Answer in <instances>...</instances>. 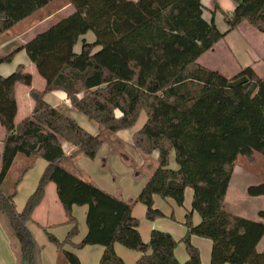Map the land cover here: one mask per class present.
Returning a JSON list of instances; mask_svg holds the SVG:
<instances>
[{
    "label": "trees",
    "instance_id": "16d2710c",
    "mask_svg": "<svg viewBox=\"0 0 264 264\" xmlns=\"http://www.w3.org/2000/svg\"><path fill=\"white\" fill-rule=\"evenodd\" d=\"M53 1L0 0V37ZM68 1L73 14L0 59V64L10 63L25 51L46 83L44 92L30 93L35 102L32 115L16 124V86L31 87L33 77L22 65L10 76L0 75V124L6 131L0 214L7 220L19 264H40L42 249L28 223L50 183L56 185L71 229L62 241L45 233L69 264L82 263L65 249L67 245L102 246L99 264H125L116 244L139 251L136 264H182L175 256L178 241L170 233L153 230L150 241H143L133 209L142 203L147 219L164 218L154 197L183 207L188 188L193 201L184 223L182 242L188 260L183 264H202L193 236L212 242L210 264H264V250L258 251L264 238V210L254 221L224 209L238 158L264 157V78L251 67L227 78L197 63L243 22L264 35V0H233L236 8L225 14V33L216 25L215 14L210 22L205 20L202 0ZM89 32L94 42L84 39ZM79 43L82 49L77 53ZM51 92H63L70 109L48 103L44 95ZM70 111L111 134L134 128L146 113L147 121L133 140L145 156L158 152V167L133 201H122L63 167L76 156L95 159L104 142L100 134L79 125ZM63 142L74 147L71 155ZM172 152L177 170L170 168ZM19 155L47 162L22 212L15 207L16 193L3 190ZM247 195L264 196V182L248 187ZM85 206L88 233L74 244L79 224L73 209ZM194 213L201 219L198 225Z\"/></svg>",
    "mask_w": 264,
    "mask_h": 264
},
{
    "label": "rangeland",
    "instance_id": "374dc122",
    "mask_svg": "<svg viewBox=\"0 0 264 264\" xmlns=\"http://www.w3.org/2000/svg\"><path fill=\"white\" fill-rule=\"evenodd\" d=\"M221 3L225 11L230 9L229 5L234 4L232 0H221ZM74 12L75 9L69 3L68 0H55L51 2L47 7L42 9V11L40 10V12L38 11L37 13H35L33 15L35 17L31 16L22 23H19L18 25L13 27V29L7 31L5 34L14 35L15 32H17L16 33L17 37L21 38L18 39V41L20 42L25 41L26 39H29L30 36L31 37L33 36V34L35 33L34 31L36 32L39 31V33H42L43 31L49 29L51 26L60 22L62 19L70 16ZM205 16L208 20L210 19V15L208 13ZM41 21L43 23H41ZM28 22L31 23L29 25H26ZM24 25H26L25 27H27L25 33L28 32V35H25V33L23 32V34H21L20 36L18 35V31ZM36 25L38 27L32 29ZM217 25L220 31L224 32L227 30V25L224 22V16L222 15V13H218L217 15ZM243 35L244 34L242 32L234 33L233 35L230 36L228 41L230 40V42H232L233 44H235V46L239 48L245 47L247 40L243 37ZM85 38H91L92 42L95 40L92 32H89L85 36ZM248 39L253 44H258L256 40L257 38L255 36H250ZM18 41L6 47L1 43L0 57L9 55L15 49H17L19 47ZM81 46L82 44H78L77 47L75 48L77 53L81 51ZM223 48H224L223 45H218L216 48L217 51L215 53L209 52L204 58V62H213V63L219 62L223 56V53H225ZM21 53L22 55H19L16 58V60L11 64L14 70L19 64H25L26 62H30L26 53L24 51H22ZM4 68H9V67L6 65L4 66ZM14 70L12 72H14ZM12 72L9 73L8 76L12 74ZM34 73L36 74L37 77V83L41 82L42 84H45L44 79L37 73L36 69H34ZM17 86H18V94L21 96V90L26 89V86L23 85H17ZM22 100L23 99L21 97V103L23 102ZM30 115L31 114H29V112L24 110L23 106H20L19 112L15 120L16 124L20 123L23 119L30 117ZM73 117L76 119L77 123H79V125H81L83 128H85L86 130H88L93 134H100L102 136V139L104 140L103 146L98 154L96 161H93L92 164H90V167L87 168L88 169L87 173L90 175V177H92V180L95 182V184L97 186L102 185L110 193L119 191L120 193H122L124 198L128 197L129 195L130 196L138 195L142 191V189L144 188V186L146 185L147 181L152 176L154 171L157 169L158 160L155 159V156L152 155L145 156L138 149V147H136L133 138L130 141H125V143H123L122 139L128 140V137L131 136L128 134H130L131 132L136 133L144 126V124L147 121L146 113L143 112L141 114L134 128L121 131L116 134H111L107 132L101 126H99L94 122L89 121L85 116L77 112H74ZM2 130L4 131V128L0 124V132ZM117 138H119L121 142ZM63 145L66 149L72 148V146L67 142H63ZM63 165L67 167L68 164L63 163ZM46 167H47V162L40 157H35V156L26 157L23 155H19L18 159L15 160L3 184V190L8 195L16 193L15 207L17 212L23 211L29 196L34 192V189H36L34 187L38 185L37 181H39ZM170 168L173 170L178 169L174 152H172L170 157ZM263 182H264V157L260 156L259 154H255L253 159L242 156L239 157L237 162L235 163L234 174L228 189V194H227L228 196L226 197L224 203V209L233 215H237L254 221H259L258 212L264 210V196L250 197L247 195L246 191L248 187L258 185ZM189 191L193 194L192 189L189 188ZM157 198L163 200L160 202L161 205L165 207V209H170L168 210L169 215L173 211L175 212V213L173 212L172 213L173 215H171L168 218L167 217L159 218L158 221L159 229L160 230L165 229L164 231H166L170 229L168 228L169 226L173 225L181 230V227L177 226V224L174 223L176 221V216L179 217L181 212L185 213L184 210L186 206L191 208L193 195L191 197V201L189 202V199H187L186 204L183 207L178 206L172 200L167 201V199L166 200L162 199L160 196H158ZM78 208L79 209H77L78 210L77 216L83 217L82 213L84 212V210H86V207L83 208L78 207ZM172 216L174 217V219H172ZM138 220L140 221L139 228L141 227V225L144 226L145 223L147 225H150L153 222L152 220L147 219L146 215H145V219L143 218L142 220L140 219ZM3 226L9 230L6 218L0 214V229H4ZM169 231H173V230H169ZM169 231L167 233H171ZM41 234L43 238H46L45 233H41ZM81 239L82 237L79 236L76 239V242L80 241ZM182 239L177 240L178 241L177 247H179V249H182L184 252L187 253L186 246L182 242ZM203 240L211 242L209 239L203 238ZM48 242H46L45 239V244L47 245V248H50V250L52 251H56L57 248L53 244ZM116 245L120 246L122 250L127 251L129 253L141 254L139 251L128 249L121 244H116ZM263 245L264 243H262L261 246ZM67 249L73 252L78 251L76 250L75 247H70V246H68ZM126 261L127 262L125 264L136 263L135 260L131 262V259L128 257Z\"/></svg>",
    "mask_w": 264,
    "mask_h": 264
},
{
    "label": "crops",
    "instance_id": "0c3cea01",
    "mask_svg": "<svg viewBox=\"0 0 264 264\" xmlns=\"http://www.w3.org/2000/svg\"><path fill=\"white\" fill-rule=\"evenodd\" d=\"M202 3H203L204 8H205L204 9L205 20L210 22L212 19V14H215L216 25H217L218 13H222V15L224 16V22L226 23L225 14L231 15L234 12V9L236 8V2H234V1H233V3H234L233 5H229L230 9L227 11H225V9L223 8L221 0H216V3L219 6L218 10L215 9V0H202ZM41 11H42V9H41ZM207 13L210 15L209 20L205 16ZM33 17H35V16H33ZM30 23L31 22H28L26 25H29ZM41 23H43V22L41 21ZM26 25H24L21 29H19L18 35L21 36V34H23V32L24 33L26 32V30H27V27H25ZM36 27H38V26L36 25L32 29H35ZM227 30H228V26H227ZM227 30L224 31L223 33L227 32ZM34 32L35 33L33 34L32 37L30 36L29 39H26L25 41H21V42L18 41V39H21V38L17 37V34H16L17 32H15L16 35L15 34L14 35H8L7 34L8 35L7 36L6 34H4L0 37V45L2 43V45H4L6 47V46L18 41L19 47L17 49H19L39 34V31L38 32L34 31ZM238 32H240V33L242 32L244 34L243 37L247 40L245 47L239 48V47L235 46V44L230 42V40L228 41V39L230 38L231 35H233L234 33H238ZM25 35H28V32L25 33ZM250 36H255L257 38L256 40H257L258 44H253L252 42H250L248 39ZM94 38H95V36H94ZM84 39H86L87 42H89V43L92 42L91 38H85V36H84ZM219 42L215 45V48L211 49L210 51H208L204 55H202L198 59L197 63L200 64L201 66L211 70V71H216V72L220 73L221 75H223L227 78L235 77L243 69H245L247 67H251L254 70V72L260 78H264V35L261 34L250 23L243 22L241 25L238 26V28L235 31L227 34L221 40L220 43H223V44H220ZM79 44H81V43H79ZM218 45H223L224 46L223 49L225 52V53H223V56L220 59V61L214 62V63L213 62H204V58L206 57V55L209 52L215 53L217 51L216 48ZM17 49H15V50H17ZM81 49H82V46H81ZM22 51L23 50L19 51L14 56L12 62L0 64V75L1 76L7 77L8 74L14 70V68H12L13 66L11 64L16 60V58L19 55H22V53H21ZM2 57H5V56H2ZM2 57H0V59ZM29 61H30V59H29ZM6 65L9 68H4V66H6ZM20 65H22L26 68V72L29 71L28 73H30L32 75L33 81H32L31 87L26 86V89L21 90V96L18 94V86H16L17 100H18L19 108H20V106H23L24 110L29 112V114L32 115L35 102L32 99L30 93L32 90L44 92L45 87H46V83L45 84H42L41 82L37 83V77H36V74L34 73V69H36V71H37V68L31 61L26 62L25 64H19L16 67V69ZM12 73H14V72H12ZM37 73H38V71H37ZM18 85H21V84H18ZM21 97L23 99L22 103H21ZM44 98L48 103H50L54 107L62 106L64 108L70 109V103H69L66 95L63 92L45 93ZM18 112H19V109H18ZM74 112L75 111H70L69 115L76 121V119L73 117ZM134 134H135V132H131L130 134H128L131 136L128 137V140L122 139L123 143H125V141H130L133 138ZM5 136H6V131L4 129V131L2 130L0 132V167H1V154L3 153V149H4L3 141L5 139ZM117 139L120 140L119 138H117ZM120 142H121V140H120ZM63 148H64L67 155H71L74 152V147L66 149L63 145ZM152 156H155V159L158 160V152H154L152 154ZM97 157H98V155H97ZM97 157L93 160L92 159L89 160V158H86L83 156H76L74 158H71V159L65 161L64 163H67L68 165H67V167H65L63 165V167L66 168L68 171L72 172L73 174H75L76 176L80 177L84 181H87V182L97 186L95 184V182L92 180V177H90V175L87 173V170H88L87 168L90 167V164H92L93 161H96ZM17 159H18V156L15 160H17ZM43 173H42V175H43ZM37 182L39 183V181H37ZM37 182H36V184H37ZM37 186L34 188H37ZM97 187L105 190L109 194H111V195H113V196L117 197L118 199L125 201V202H131L139 195V194L136 196H130L129 195L128 197L124 198L122 193H120L119 191H115L114 193H110L102 185H98ZM35 190L36 189H34V192H35ZM192 195L193 194L189 191V188H188L186 190V194H185V204H186L187 199H189V202L191 201ZM157 197L158 196L154 197L155 208L161 210L167 218L170 217L171 215H173L172 213L174 211L169 215L168 210H170V209H165V207H163L161 205V202H160L163 200H160V198H157ZM170 200L171 199H167V201H170ZM14 202H15V199H14ZM158 204H160V205H158ZM80 208H83V207H80ZM77 209H79V208L74 207L73 214L78 220L79 235L73 239L74 244H79L88 233V227L86 224V217H87L88 208L86 207V210H84V212L82 213L83 217L77 216V211H78ZM184 211H185V213L181 212L179 217L176 216V221L174 222L177 224V226L181 227V230L176 228L173 225L169 226L168 228H170V229H168L166 231H164L165 229L160 230L159 224H158L159 219L156 221H153L150 225H147L146 223L144 224V226L141 225V227L139 228V231L141 233L143 241L146 243H148L150 241L151 232L153 230H160L163 232H168L169 230H173V231H169V232H171L170 234L176 240H181L185 236V233H186V228H183L184 223H185V217H186L187 212L191 211V208L186 206ZM146 213H147V208L143 204L138 203L134 206L133 215L136 218H138L140 220H142L143 218L145 219ZM200 221H201V219H200L199 215L197 213H194V215H193L194 224L198 225L200 223ZM3 228L4 229H0V264H19L18 257H17V251H16V248L14 246V240L11 236L10 230L5 228L4 226H3ZM28 228L32 232L37 244L42 249V252L40 255V264H69L68 261L65 259L63 253L60 250L57 249L56 251H52V250H50V248H47V245L45 244V239H46V242L49 241V240H47L48 237H47L45 231L52 233L59 240L62 241L67 237L68 232L71 229V225L68 224V218L65 214L63 206L61 205V203L59 201V198L57 195V188H56L55 184L50 183L47 186L45 196H44L42 202L40 203V205L35 209V211L32 215L31 221L28 223ZM174 232H176V233H174ZM41 233H45L46 238H43ZM79 236H81L82 239L80 241L76 242V239ZM191 242L195 247H197L200 250L202 264H210L212 242H208L206 240H203V238H200L198 236H193L191 238ZM261 242L264 243V238L262 239ZM261 242L258 246V251L264 250V245L261 246L262 245ZM48 243H50V242H48ZM68 246L75 247L74 245H67L65 247L66 250H68L67 249ZM75 248L78 251L77 252L71 251V252L75 253L79 257L82 264H99L100 259L103 255V252H104V248L102 246H87L83 249H78L77 247H75ZM115 250L120 257L122 256L121 258L125 261V263L127 262L126 261L127 257L131 259V262L134 260H135V262H137L138 259L141 257V254L129 253L127 251L122 250L120 248V246H118V245L115 246ZM68 251H70V250H68ZM175 256L179 260V262L182 264L188 260V254L186 252H184L182 249H179V247H177V249L175 250Z\"/></svg>",
    "mask_w": 264,
    "mask_h": 264
}]
</instances>
